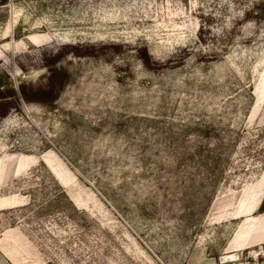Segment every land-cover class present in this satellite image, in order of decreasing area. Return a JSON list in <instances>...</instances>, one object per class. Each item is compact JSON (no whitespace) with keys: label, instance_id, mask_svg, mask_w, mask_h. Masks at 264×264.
<instances>
[{"label":"rangeland","instance_id":"1","mask_svg":"<svg viewBox=\"0 0 264 264\" xmlns=\"http://www.w3.org/2000/svg\"><path fill=\"white\" fill-rule=\"evenodd\" d=\"M0 264H264V0L0 5Z\"/></svg>","mask_w":264,"mask_h":264},{"label":"trees","instance_id":"2","mask_svg":"<svg viewBox=\"0 0 264 264\" xmlns=\"http://www.w3.org/2000/svg\"><path fill=\"white\" fill-rule=\"evenodd\" d=\"M8 2H9V0H0V5L7 4Z\"/></svg>","mask_w":264,"mask_h":264}]
</instances>
